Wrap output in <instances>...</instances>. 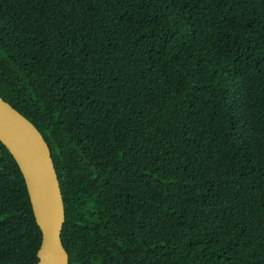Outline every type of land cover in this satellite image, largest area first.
<instances>
[{
  "label": "trees",
  "instance_id": "trees-1",
  "mask_svg": "<svg viewBox=\"0 0 264 264\" xmlns=\"http://www.w3.org/2000/svg\"><path fill=\"white\" fill-rule=\"evenodd\" d=\"M0 96L51 149L69 264H264V0H0ZM41 241L0 142V264Z\"/></svg>",
  "mask_w": 264,
  "mask_h": 264
},
{
  "label": "water",
  "instance_id": "water-1",
  "mask_svg": "<svg viewBox=\"0 0 264 264\" xmlns=\"http://www.w3.org/2000/svg\"><path fill=\"white\" fill-rule=\"evenodd\" d=\"M0 142L18 165L42 241L37 264H69L61 236L66 215L51 149L37 127L0 96Z\"/></svg>",
  "mask_w": 264,
  "mask_h": 264
}]
</instances>
